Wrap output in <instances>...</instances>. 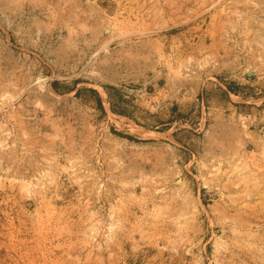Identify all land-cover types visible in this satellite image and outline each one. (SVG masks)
<instances>
[{
    "label": "rangeland",
    "instance_id": "1",
    "mask_svg": "<svg viewBox=\"0 0 264 264\" xmlns=\"http://www.w3.org/2000/svg\"><path fill=\"white\" fill-rule=\"evenodd\" d=\"M0 264H264V0H0Z\"/></svg>",
    "mask_w": 264,
    "mask_h": 264
},
{
    "label": "bare ground",
    "instance_id": "2",
    "mask_svg": "<svg viewBox=\"0 0 264 264\" xmlns=\"http://www.w3.org/2000/svg\"><path fill=\"white\" fill-rule=\"evenodd\" d=\"M103 105H105V104H103ZM105 107H106V111H107V113H108V116H109V118H110V120H112V121H116V115H114V114H112L110 111H109V109L107 108V105H105ZM120 119H121V121L122 120H124L125 118L124 117H119ZM118 120V119H117ZM120 122V121H119ZM129 122V124H128V126H127V131L130 133V134H135V135H137L138 136V138H140V139H142V140H149V139H153V140H156V139H158L157 138V134H160V133H153V132H150V131H148V130H146V129H144V128H141V127H139V126H137L136 124H134V123H132V122H130V121H128ZM115 124H117L116 122H115ZM72 170V169H71ZM74 171V170H73ZM76 172V171H75ZM51 174V173H50ZM49 175V174H48ZM52 177V176H51ZM78 177V176H77ZM73 180V179H72ZM22 186V185H21ZM26 187V186H25ZM25 191L27 192H29L30 190H29V188L28 187H26L25 188ZM22 193H23V191H22ZM30 193V192H29ZM29 195V194H28ZM110 226H113V225H110ZM108 228V227H107ZM111 228L112 229H114L113 227H110L109 229H108V232H110V231H112L111 230ZM90 232H91V230H90ZM89 232V233H90ZM91 235V234H90ZM111 235H113V234H111ZM95 237H96V235H95ZM113 237V236H112ZM94 239V238H93ZM111 240V239H110Z\"/></svg>",
    "mask_w": 264,
    "mask_h": 264
},
{
    "label": "trees",
    "instance_id": "3",
    "mask_svg": "<svg viewBox=\"0 0 264 264\" xmlns=\"http://www.w3.org/2000/svg\"><path fill=\"white\" fill-rule=\"evenodd\" d=\"M98 103H100L99 100H98ZM99 105H100V104H99ZM100 107H101V105H100Z\"/></svg>",
    "mask_w": 264,
    "mask_h": 264
}]
</instances>
